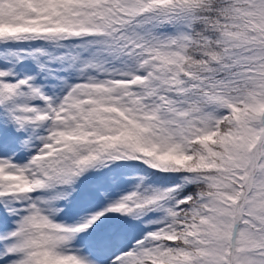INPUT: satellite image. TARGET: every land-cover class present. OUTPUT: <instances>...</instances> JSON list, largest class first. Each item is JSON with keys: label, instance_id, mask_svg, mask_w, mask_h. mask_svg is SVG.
I'll return each instance as SVG.
<instances>
[{"label": "snow or ice", "instance_id": "snow-or-ice-1", "mask_svg": "<svg viewBox=\"0 0 264 264\" xmlns=\"http://www.w3.org/2000/svg\"><path fill=\"white\" fill-rule=\"evenodd\" d=\"M0 264H264V0H0Z\"/></svg>", "mask_w": 264, "mask_h": 264}]
</instances>
